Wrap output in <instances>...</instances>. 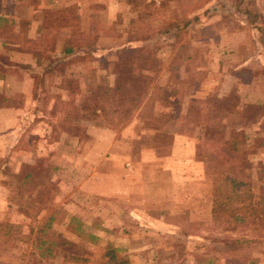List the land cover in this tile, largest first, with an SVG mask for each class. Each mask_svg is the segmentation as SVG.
<instances>
[{
    "label": "rangeland",
    "instance_id": "rangeland-1",
    "mask_svg": "<svg viewBox=\"0 0 264 264\" xmlns=\"http://www.w3.org/2000/svg\"><path fill=\"white\" fill-rule=\"evenodd\" d=\"M61 1L0 0L3 39L42 59L0 156V264H264L262 70L242 62L263 0Z\"/></svg>",
    "mask_w": 264,
    "mask_h": 264
},
{
    "label": "crops",
    "instance_id": "crops-1",
    "mask_svg": "<svg viewBox=\"0 0 264 264\" xmlns=\"http://www.w3.org/2000/svg\"><path fill=\"white\" fill-rule=\"evenodd\" d=\"M47 1L51 2L52 0ZM61 2L63 5V7L59 9L61 13H66L68 10L74 8L76 10L78 9L76 0H62ZM260 4L261 6L254 8V12L252 13H261L263 15L262 17H264V0ZM48 10L49 9H45L41 12L36 10L34 11L35 16H30L29 27L34 33L43 32L46 30L45 28L50 30L53 29V27L50 28V24L53 26L56 21L52 23L47 22L48 24L44 23ZM6 17L7 16L4 15L0 16V25L1 22L5 21L4 19ZM256 18L257 17H254V19ZM261 20V23H255L254 21V25H252L254 28L253 30L258 34L257 39H264V34L261 33V26L264 27V18H261ZM59 21L63 25L61 24L58 27L67 28L64 20ZM258 31H260V33ZM254 39L255 40H252V45H254L255 48L253 54L250 55L251 57H243L244 59H242V62L247 63V61H256L258 65L257 67H259L264 73V40H257L256 36ZM27 41L28 42H21L26 44L33 43V45L36 43L35 40ZM243 41V44H246V40ZM21 46L22 43L19 41L11 40V42H9L8 40H4L2 34H0V156L3 155L5 148H7L8 151L13 148L17 140L21 137V133L23 131L20 130L21 126L26 123L24 115L27 114V111L34 104V100H32V92H34L36 76L38 72L40 73L42 71L40 67V62L42 59H39L38 54H34V51L37 50H32L33 53H31V50L26 51ZM243 48L244 47L242 46L239 51ZM63 50H65V48ZM231 51L235 52L236 50L233 48ZM242 65L243 64L236 65L235 69H244L242 67L246 68V66ZM262 71H257L254 73V77L252 76L253 80H255L251 82L250 85L252 86L249 90L254 96L261 93L264 94V78H262ZM240 86H243V84ZM3 143H5L4 146H2ZM8 151L6 152V155L9 153Z\"/></svg>",
    "mask_w": 264,
    "mask_h": 264
},
{
    "label": "trees",
    "instance_id": "trees-1",
    "mask_svg": "<svg viewBox=\"0 0 264 264\" xmlns=\"http://www.w3.org/2000/svg\"><path fill=\"white\" fill-rule=\"evenodd\" d=\"M238 1V3H239V1L240 0H237ZM59 20H64V17L61 15L60 17H59ZM54 21H57V20H54L53 19V17H50V18H47V16H46V18H45V20H44V23L46 24L47 22L48 23H52V22H54ZM47 23V24H48ZM167 30H169L170 28H166ZM71 52V50L69 49V48H66L65 50H64V54H69ZM39 75L37 74V76H36V79H38L37 77H38ZM37 81V80H36ZM36 84V83H35ZM163 100H165V99H163ZM94 111H95V109H92L91 110V113H94ZM26 178H27V176H26Z\"/></svg>",
    "mask_w": 264,
    "mask_h": 264
}]
</instances>
